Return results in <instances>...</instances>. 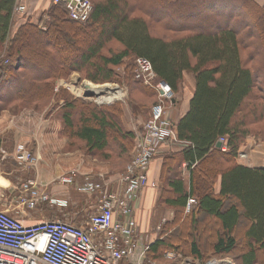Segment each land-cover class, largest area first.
<instances>
[{
	"label": "trees",
	"instance_id": "obj_1",
	"mask_svg": "<svg viewBox=\"0 0 264 264\" xmlns=\"http://www.w3.org/2000/svg\"><path fill=\"white\" fill-rule=\"evenodd\" d=\"M15 2L0 0V48L5 45L9 58L5 65L0 61V110L40 112L62 100L58 116L69 149L110 163L125 161L134 139L119 121L121 109L114 113L74 99L65 88H55L57 81L72 72L94 83L111 81L116 68L136 57L148 59L156 80L176 95L191 76L187 111L174 125L183 146L162 157L157 204L172 210L173 218L157 232L147 256L173 264L164 253L175 251L200 261L232 257L236 264H264V170L236 162L246 136L264 142V4L90 0L89 19L80 23L68 19L63 4L51 3L41 30L13 13ZM215 15L226 17L216 22ZM12 22L19 24L9 39ZM84 32L92 35L78 42L84 50L48 40L66 33L76 42ZM125 74L144 91L131 71ZM145 90L156 96L153 89ZM220 137L226 152L215 148ZM183 162L188 190L181 177ZM189 197L195 204L184 214Z\"/></svg>",
	"mask_w": 264,
	"mask_h": 264
},
{
	"label": "built area",
	"instance_id": "obj_2",
	"mask_svg": "<svg viewBox=\"0 0 264 264\" xmlns=\"http://www.w3.org/2000/svg\"><path fill=\"white\" fill-rule=\"evenodd\" d=\"M28 0H16L13 13L26 9ZM61 3L68 19L84 23L89 19L92 5L89 0H50ZM8 60L1 61L2 65ZM134 78L151 87L163 103L174 98L173 90L164 81L156 80L150 61L143 57L134 59ZM57 89V88H56ZM160 104L151 108V113L134 136V148L130 161L118 176L123 186L121 192H109L106 181H95L88 175L76 189L84 194L98 195V205L84 221L73 222L63 218L43 219L33 224H24L21 217L30 218L33 211L43 204L48 207H64L65 202L52 198L36 179L21 182L18 194L10 203L0 208V264H161L151 260L147 251L151 242H146L137 232L134 205L142 191L155 187L148 178L152 158L167 142H178L175 122ZM220 151L226 152L225 138L220 137ZM5 159V151L1 152ZM240 153V157H244ZM10 157L22 169L36 168L39 157L24 147L16 145ZM77 170L72 169L60 177L64 184H74ZM195 199L189 197L185 212H189ZM13 205V214L9 208ZM161 230V225L155 228ZM164 259L173 264H234L228 257H211L200 261L182 256L175 251L164 253Z\"/></svg>",
	"mask_w": 264,
	"mask_h": 264
},
{
	"label": "crops",
	"instance_id": "obj_3",
	"mask_svg": "<svg viewBox=\"0 0 264 264\" xmlns=\"http://www.w3.org/2000/svg\"><path fill=\"white\" fill-rule=\"evenodd\" d=\"M256 2L259 6L264 4V0H256ZM50 7V0H29L26 15L22 21L27 19L30 22L38 23L40 29L45 30L44 21L49 19L47 13ZM19 23L12 22L9 39L15 33L16 26ZM4 47L5 45L0 48V52L4 50ZM189 78L185 77V79ZM192 84L191 81L188 97L178 104L180 113L176 115L175 121L187 111L188 101L193 89ZM58 87L63 86L59 84L55 88ZM62 105V100L57 103L52 101L45 110L40 112L29 108L18 111L0 110V208L10 203L13 197L18 194L21 182L26 179L38 180L43 184L42 188L52 198L65 202L62 208L42 205V212L35 210L31 213L30 218L22 216L23 223L27 225L51 218H63L73 222L86 219L89 214L95 211L98 205V195L96 193H81L76 189V184L83 182L88 175L95 181H106L109 192H121L123 188L118 182V176L122 170L114 172L115 168L107 161H100L85 154L80 149L71 150L68 148L67 139L62 134V121L58 116V110ZM18 144H22L39 157L36 168L22 169L10 157ZM182 146L179 142H167L160 147L157 154L152 158L147 174L149 180L155 183V187L145 188L134 205L137 232L146 235L148 241L150 240L149 242H152L157 235V232H155V235L150 232L153 230L154 224L162 227L165 222L173 218L172 210H165L169 213L168 219H165L164 216L160 217L159 213L162 211L157 212L156 210L158 209L156 205L160 194L162 157L169 152L181 150ZM2 151L7 152L6 156H8L5 159H2ZM240 153H244L245 156L240 157L242 162L238 163L236 161L237 164L252 169L264 167L254 164L257 159L264 156V142L260 139L252 135L246 136L244 142L240 145ZM72 169L77 170L75 183H61L60 177ZM181 177L184 188L188 190L189 171L186 162L181 164ZM214 191H219L218 182L215 184ZM9 211L12 214L14 213L12 212L14 211L13 205H11ZM159 217L160 223L158 222ZM166 263L168 264V262Z\"/></svg>",
	"mask_w": 264,
	"mask_h": 264
},
{
	"label": "rangeland",
	"instance_id": "obj_4",
	"mask_svg": "<svg viewBox=\"0 0 264 264\" xmlns=\"http://www.w3.org/2000/svg\"><path fill=\"white\" fill-rule=\"evenodd\" d=\"M28 1H27V3H28ZM27 3H26V7H27ZM26 9L23 13H20L18 15L20 17H24L26 15ZM181 15L184 17L187 14L184 13ZM225 17H226V15H222V16L215 15L213 20L216 22H221L222 20L225 19ZM262 25L264 26V20L262 21ZM94 27H96V26H94ZM88 37H90L92 40V35L91 34L89 35L88 33L84 32V35L79 37L78 40L76 42H74L68 34L63 33L62 35H60L59 38H54L53 36H50V37H48V40L53 41L55 44H58V42L63 41L69 47H77L78 50H84V46L81 44H78V42L81 40H85ZM5 59L9 60V58H7V56H6V49L4 47V50L0 52V61H3ZM129 63H130V65L124 64L121 67L116 68V70H115V73L117 74L116 79L114 78L111 81H107L104 83H94L88 79L82 78L78 72H75V73L70 74L67 77V79H59L57 81L56 86H58L59 84L62 85L68 91L70 96L74 99L77 98V99L83 100L85 102L93 103V104L100 106V107L104 106L107 111H111V112L113 111L114 113H116L118 109H121V114H120L121 116H119L120 117L119 121H120V123L124 129H126L127 131L132 133V136L134 139L135 134L141 129L143 123L146 120H148L150 113H151V108L154 105L160 104L161 102H160L159 98L157 97V93H156V96L154 97L153 95L149 94L145 90V87H148V88H151V87L145 86L142 84L145 87L144 88L142 87V89H144V91H141V89H139L138 86H135L131 82H128L125 72L129 73L131 71V73L133 74V77H134V73H133L134 60H132V61L129 60ZM130 66H131L132 70H129ZM191 81H192L191 76L189 79H185L184 86L179 91V94L176 95V93L175 94L173 93V95L175 97V98H173V100H174L173 102L165 100L163 103H161V105L164 107L165 111L169 112V114H170L172 120H174V122H176L175 121L176 115H178L180 113L178 110L179 102L184 101V99L186 97H188L189 85H190ZM83 84H90L93 86L112 85L113 87L118 89L119 93L117 94V92H114V95H113L114 98H112V100L108 101V103H106V104H104V102H107V101H104V100H100V103H98L95 95H90V96L85 95V92L83 90H81L80 93H75L74 91H72L73 87L71 89V86H75L76 88H80L79 86H82ZM121 93H124V95H121ZM85 97H87V98H85ZM117 99H119V100H117ZM175 100H177L176 103H174ZM43 110H45V109H43ZM133 148H134V143H133V146L130 150V153L128 154V156L126 155L127 159H125V161L116 159L115 161H112L111 163L108 162L115 168L114 172H120L121 170H122V172L124 171L126 164H128V162L131 159V156L133 153ZM94 158H96V157H94ZM99 160L104 161L101 159H99ZM236 161L238 163L242 162L240 160V146L238 148ZM254 164L258 165V166H264V156L257 159L254 162ZM43 206H47V204H43ZM43 206L41 205V207L37 208L36 211L38 210L39 212H42ZM156 208H158V209H156L157 212L162 211L159 213L160 217L164 216L165 219L169 218V213L167 211H165V210H167V208H164L158 204L156 205ZM168 210H170V209H168ZM186 213L187 212H185V209H184V214H186ZM160 217L158 219L159 223H160V221H159ZM84 220H80L79 222L84 221ZM157 226L158 225L154 224L153 230L150 231L152 235H155V232H158L155 230V228ZM142 236L146 242L150 241V240L148 241V239L146 238V235H142ZM182 256H184V255H182ZM228 258L234 262L232 257H228ZM165 264H167V263L165 262ZM234 264H236V263L234 262Z\"/></svg>",
	"mask_w": 264,
	"mask_h": 264
},
{
	"label": "bare ground",
	"instance_id": "obj_5",
	"mask_svg": "<svg viewBox=\"0 0 264 264\" xmlns=\"http://www.w3.org/2000/svg\"><path fill=\"white\" fill-rule=\"evenodd\" d=\"M72 87H73L72 91H74L75 93H80L81 90H83L85 92V95H88V96L95 95L98 103H100V100L107 101V102H104V104L108 103V101H111L112 98H114L113 96L114 92H117V94L119 93L118 89L113 87L112 85L93 86L90 84H83L82 86H79L80 88L71 86V89ZM121 95H124V93H121Z\"/></svg>",
	"mask_w": 264,
	"mask_h": 264
},
{
	"label": "water",
	"instance_id": "obj_6",
	"mask_svg": "<svg viewBox=\"0 0 264 264\" xmlns=\"http://www.w3.org/2000/svg\"><path fill=\"white\" fill-rule=\"evenodd\" d=\"M85 98H87V97H85ZM220 146H221V143L217 141V142L215 143V148H220ZM261 169L264 170V167L261 168Z\"/></svg>",
	"mask_w": 264,
	"mask_h": 264
}]
</instances>
